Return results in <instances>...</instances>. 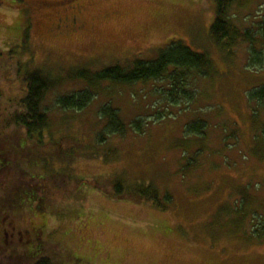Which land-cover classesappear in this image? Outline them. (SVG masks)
<instances>
[{"label": "rangeland", "instance_id": "rangeland-1", "mask_svg": "<svg viewBox=\"0 0 264 264\" xmlns=\"http://www.w3.org/2000/svg\"><path fill=\"white\" fill-rule=\"evenodd\" d=\"M66 1L0 0L1 121L23 94L17 62L62 79L44 101V139L56 145L43 169L29 166L31 153L18 150L13 128L0 124L9 167L0 171V264H32L36 251L52 264H264V107L250 99L264 86V68L250 65V45L215 44L214 0ZM74 4L83 28L52 35ZM227 16L237 30L255 31L264 0H235ZM171 42L206 54V75L179 69V84L168 77L104 83L81 111L55 106L85 87L68 81L69 73L150 62ZM105 105L118 110L123 135H102ZM16 166L43 179L39 210L10 196ZM51 173L61 177L46 179ZM116 184L130 193L150 186L171 200L161 210L99 191Z\"/></svg>", "mask_w": 264, "mask_h": 264}, {"label": "trees", "instance_id": "trees-1", "mask_svg": "<svg viewBox=\"0 0 264 264\" xmlns=\"http://www.w3.org/2000/svg\"><path fill=\"white\" fill-rule=\"evenodd\" d=\"M234 1L214 0L215 16L209 28V36L217 46L223 49L230 48L231 45H235L238 41L249 44L250 65L264 68V20L257 23V27L254 28L255 31L237 30L227 16V11ZM24 39L27 41L26 36ZM9 52L14 56L11 51ZM16 64L15 81H20L21 85L24 86L23 94L17 102L13 103L15 107L5 115V118L2 121L0 119V124L4 126V130L13 128L14 134L11 136L13 140L16 138L15 146L18 150L23 152L28 150L31 153L28 156L24 155V157L33 169L37 164L44 163L45 158H48L47 155H54L48 153V150L54 146V140L47 143L44 139L49 129V119L44 101L49 93L59 87L62 79L53 80L39 70L30 69L27 63L25 66L20 61ZM210 68L211 61L206 54L195 53L181 44L171 42L167 44L164 50H159L157 59L150 62L135 59L130 65L125 67L114 65L95 73L89 70H79L73 75L69 73L67 75L68 81L81 82L85 87L76 92L58 97L55 100V106L63 111H81L96 98L97 93L103 91L102 86L104 83L123 86L138 83L144 84L168 77L173 83L179 84L183 78V73H178L179 69L193 70L205 76ZM250 99L258 107H264V86L254 90L250 95ZM100 116L106 119L102 133L104 137L124 134L125 126L118 117V110L105 105L100 110ZM134 126L138 131L139 124L135 122ZM196 126L197 124H192L186 127V132H193ZM17 131L22 133L23 138L19 136ZM1 140L3 139H0V143L2 142ZM21 146L22 149H20ZM4 161L5 159H3V154L0 151V171L2 173L6 171V168L9 169ZM40 167L42 168L41 165ZM9 172L12 176V179H9V185L11 184L9 193L11 197H16L18 207H34L35 210H39L45 201V194H43V191L42 193L39 191L40 186L42 187L41 181L43 179H40L39 175L31 176L28 170L19 166L14 167ZM58 176L61 177L60 174L51 173L50 176H47L49 178L44 177V180L45 178L53 180ZM128 189V187L123 188V186L116 184V186L111 188H99V191L107 194L111 199L130 200L139 204L144 202L161 210L171 200L168 195H164L161 198L150 186L138 185L134 188L133 193L125 192ZM33 257L34 261L32 264H52L50 260L40 257L37 251Z\"/></svg>", "mask_w": 264, "mask_h": 264}, {"label": "flooded vegetation", "instance_id": "flooded-vegetation-1", "mask_svg": "<svg viewBox=\"0 0 264 264\" xmlns=\"http://www.w3.org/2000/svg\"><path fill=\"white\" fill-rule=\"evenodd\" d=\"M68 1L73 2V0H67L66 2ZM78 5L80 4L68 6V9H65V13L56 19V22L53 23L50 29V32L53 33L52 35L71 33L83 28V24L79 20L80 10H78ZM61 12H64V10H61Z\"/></svg>", "mask_w": 264, "mask_h": 264}]
</instances>
